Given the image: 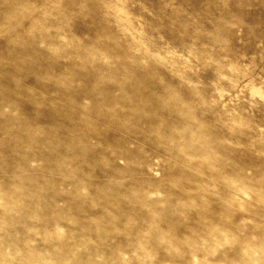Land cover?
I'll return each mask as SVG.
<instances>
[{"label":"rangeland","instance_id":"374dc122","mask_svg":"<svg viewBox=\"0 0 264 264\" xmlns=\"http://www.w3.org/2000/svg\"><path fill=\"white\" fill-rule=\"evenodd\" d=\"M0 264H264V0H0Z\"/></svg>","mask_w":264,"mask_h":264}]
</instances>
